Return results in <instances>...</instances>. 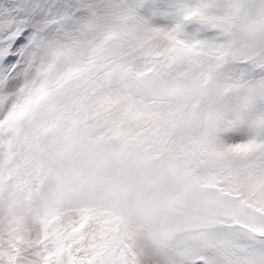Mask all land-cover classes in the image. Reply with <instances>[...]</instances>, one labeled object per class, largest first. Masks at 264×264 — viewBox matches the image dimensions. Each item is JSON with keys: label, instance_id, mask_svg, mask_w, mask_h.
Returning <instances> with one entry per match:
<instances>
[{"label": "snow or ice", "instance_id": "1", "mask_svg": "<svg viewBox=\"0 0 264 264\" xmlns=\"http://www.w3.org/2000/svg\"><path fill=\"white\" fill-rule=\"evenodd\" d=\"M0 264H264V0H0Z\"/></svg>", "mask_w": 264, "mask_h": 264}]
</instances>
